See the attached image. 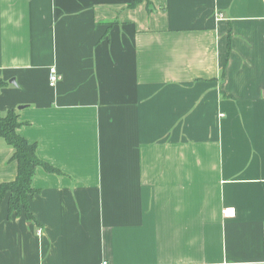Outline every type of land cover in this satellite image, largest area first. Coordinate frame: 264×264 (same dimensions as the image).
I'll use <instances>...</instances> for the list:
<instances>
[{"label": "crops", "instance_id": "crops-1", "mask_svg": "<svg viewBox=\"0 0 264 264\" xmlns=\"http://www.w3.org/2000/svg\"><path fill=\"white\" fill-rule=\"evenodd\" d=\"M134 1L0 0V264H264V0Z\"/></svg>", "mask_w": 264, "mask_h": 264}, {"label": "trees", "instance_id": "trees-1", "mask_svg": "<svg viewBox=\"0 0 264 264\" xmlns=\"http://www.w3.org/2000/svg\"><path fill=\"white\" fill-rule=\"evenodd\" d=\"M149 1V0H147ZM144 0H135L132 6ZM6 82L0 81V89ZM26 122L20 120L17 109L11 108L6 115H0V137L13 147L11 161L17 162V175L13 181L0 183V207L8 196L9 216L13 212L18 214L24 212L28 221H34L35 216L30 210V197L36 192L33 181L38 167L45 168L49 173H58L61 168L53 166L37 153L38 145L22 136L19 129Z\"/></svg>", "mask_w": 264, "mask_h": 264}, {"label": "built area", "instance_id": "built-area-1", "mask_svg": "<svg viewBox=\"0 0 264 264\" xmlns=\"http://www.w3.org/2000/svg\"><path fill=\"white\" fill-rule=\"evenodd\" d=\"M48 77H49V84L51 87H55L57 85V83L62 79L61 74H60L56 65L50 67ZM224 214L227 216L228 215H234L235 212H232L231 209L226 208ZM103 264H107V262H105Z\"/></svg>", "mask_w": 264, "mask_h": 264}]
</instances>
